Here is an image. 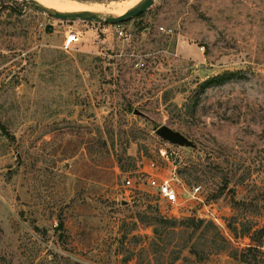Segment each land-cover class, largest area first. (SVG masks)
Instances as JSON below:
<instances>
[{"label":"rangeland","instance_id":"obj_1","mask_svg":"<svg viewBox=\"0 0 264 264\" xmlns=\"http://www.w3.org/2000/svg\"><path fill=\"white\" fill-rule=\"evenodd\" d=\"M173 165L205 203L160 200ZM0 264H264V0H0Z\"/></svg>","mask_w":264,"mask_h":264},{"label":"water","instance_id":"obj_2","mask_svg":"<svg viewBox=\"0 0 264 264\" xmlns=\"http://www.w3.org/2000/svg\"><path fill=\"white\" fill-rule=\"evenodd\" d=\"M34 8L49 14L50 16L67 21H75V20H83L90 22H100V23H108V24H119L126 21H129L135 17L140 16L145 13L155 2V0H141L135 6L128 9L121 15H113V14H103L91 10H83L76 12H63L59 10H54L45 5L41 4L37 0H25ZM134 114L147 117L145 113L142 111L135 109ZM156 133L163 138L164 140L183 147H197V143L187 137L179 130H175L167 125H161L156 129Z\"/></svg>","mask_w":264,"mask_h":264},{"label":"built area","instance_id":"obj_3","mask_svg":"<svg viewBox=\"0 0 264 264\" xmlns=\"http://www.w3.org/2000/svg\"><path fill=\"white\" fill-rule=\"evenodd\" d=\"M118 34L120 37H128V32L124 28L118 29ZM82 32L79 30L71 29L66 34V47H69L70 44L75 43L81 39ZM178 145L169 143V146H162L160 149V154L163 158L169 160V158H174L175 160L182 161L183 155L180 152ZM151 167L153 169L158 168L155 162H151ZM177 166L173 165L172 175H153L150 174L148 178V184L150 187L156 189V193L159 196L160 200L164 201L168 206H176L182 202L187 201H199L205 203L204 197H202L203 186L201 184L194 185L191 189L185 188L187 197H182V192L179 190V187L176 183ZM127 185H135V182L132 177L126 179ZM183 185V184H182ZM184 186V185H183Z\"/></svg>","mask_w":264,"mask_h":264},{"label":"bare ground","instance_id":"obj_4","mask_svg":"<svg viewBox=\"0 0 264 264\" xmlns=\"http://www.w3.org/2000/svg\"><path fill=\"white\" fill-rule=\"evenodd\" d=\"M38 1V0H37ZM40 1V3L41 2H43V3H45V1L44 0H39ZM138 2H140V0H129V1H127V3H125L124 5H122L121 7H118V8H116V9H112V10H109V14H113V15H121V14H123L124 12H126L128 9H130V8H132L133 6H135ZM42 4V3H41ZM48 6H50V8L51 9H54V10H56V9H58L57 7L58 6H53V4L52 5H49V4H47ZM56 5V4H55ZM60 6H62V5H60ZM59 6V7H60ZM47 7V6H46ZM65 9V8H64ZM64 9H62V10H64ZM61 10V11H62ZM99 13H102V12H99ZM103 14H106V13H103Z\"/></svg>","mask_w":264,"mask_h":264},{"label":"trees","instance_id":"obj_5","mask_svg":"<svg viewBox=\"0 0 264 264\" xmlns=\"http://www.w3.org/2000/svg\"><path fill=\"white\" fill-rule=\"evenodd\" d=\"M82 1H95V0H82ZM99 1H102V0H99ZM60 225H63V223H61Z\"/></svg>","mask_w":264,"mask_h":264}]
</instances>
